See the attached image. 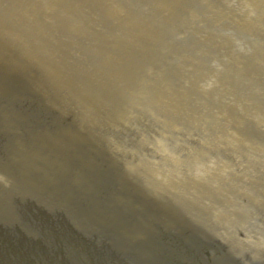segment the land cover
I'll return each instance as SVG.
<instances>
[{"label": "water", "instance_id": "water-1", "mask_svg": "<svg viewBox=\"0 0 264 264\" xmlns=\"http://www.w3.org/2000/svg\"><path fill=\"white\" fill-rule=\"evenodd\" d=\"M0 264H264V0H0Z\"/></svg>", "mask_w": 264, "mask_h": 264}]
</instances>
